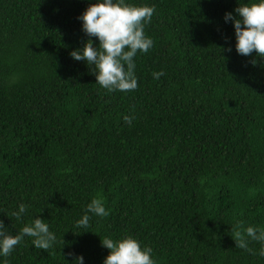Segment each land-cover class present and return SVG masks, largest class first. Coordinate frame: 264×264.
<instances>
[{
	"label": "trees",
	"instance_id": "16d2710c",
	"mask_svg": "<svg viewBox=\"0 0 264 264\" xmlns=\"http://www.w3.org/2000/svg\"><path fill=\"white\" fill-rule=\"evenodd\" d=\"M90 2L0 0V220L15 235L40 217L56 236L47 252L25 236L0 264H103L100 241L127 235L155 264H264L259 242L232 239L238 222L264 228V60L237 53L223 18L255 0H126L156 8L131 92L70 55ZM93 198L109 215L77 227Z\"/></svg>",
	"mask_w": 264,
	"mask_h": 264
},
{
	"label": "clouds",
	"instance_id": "9594fccd",
	"mask_svg": "<svg viewBox=\"0 0 264 264\" xmlns=\"http://www.w3.org/2000/svg\"><path fill=\"white\" fill-rule=\"evenodd\" d=\"M232 12L224 14V20L233 23L235 32V49L238 54L251 56L254 52L264 60V0L242 3ZM156 12L155 6L135 5L126 0H96L89 3L78 17L82 21V30L89 37L79 49L70 55L77 61H84L94 68L95 80L108 92H131L138 88L135 76V56L147 53L153 47V40L145 34L146 24L151 23ZM91 37H96L94 45ZM231 51V48H227ZM256 64V60L251 61ZM165 73L153 72V78L159 79ZM134 115H125L123 120L131 126ZM27 205L20 204L18 211L12 215L20 220L27 211ZM91 213L97 217L109 215L101 198H93L87 205L83 216L76 222L77 227L88 229ZM25 236L32 237V245L47 252L56 241V236L49 230L45 220L36 217L30 224H25L13 235L6 231L3 220H0V256L8 257L21 244ZM232 239L235 247L256 253L249 247V239L262 246L260 256H264V228L248 226L242 228L238 222L233 228ZM101 245L109 251L103 264H155L151 247L141 246L139 240L127 235L119 240L105 237ZM69 256L74 254L69 252ZM76 264H83V256L75 255ZM4 264H8L5 260Z\"/></svg>",
	"mask_w": 264,
	"mask_h": 264
}]
</instances>
